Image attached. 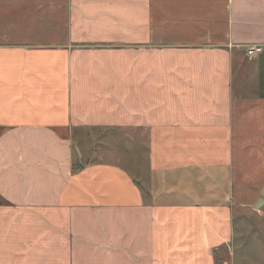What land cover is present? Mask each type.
Segmentation results:
<instances>
[{"label": "crops", "instance_id": "1", "mask_svg": "<svg viewBox=\"0 0 264 264\" xmlns=\"http://www.w3.org/2000/svg\"><path fill=\"white\" fill-rule=\"evenodd\" d=\"M246 188L264 0H0V264H214Z\"/></svg>", "mask_w": 264, "mask_h": 264}, {"label": "rangeland", "instance_id": "2", "mask_svg": "<svg viewBox=\"0 0 264 264\" xmlns=\"http://www.w3.org/2000/svg\"><path fill=\"white\" fill-rule=\"evenodd\" d=\"M233 194L231 246L227 253L214 256V264H264V202L253 208L264 195L252 188L235 189Z\"/></svg>", "mask_w": 264, "mask_h": 264}, {"label": "built area", "instance_id": "3", "mask_svg": "<svg viewBox=\"0 0 264 264\" xmlns=\"http://www.w3.org/2000/svg\"><path fill=\"white\" fill-rule=\"evenodd\" d=\"M261 51H262V47L260 45H248L246 47V54L249 57Z\"/></svg>", "mask_w": 264, "mask_h": 264}, {"label": "water", "instance_id": "4", "mask_svg": "<svg viewBox=\"0 0 264 264\" xmlns=\"http://www.w3.org/2000/svg\"><path fill=\"white\" fill-rule=\"evenodd\" d=\"M264 202L263 198L262 197H259L258 200L253 204V208H258L260 207V205H262Z\"/></svg>", "mask_w": 264, "mask_h": 264}]
</instances>
